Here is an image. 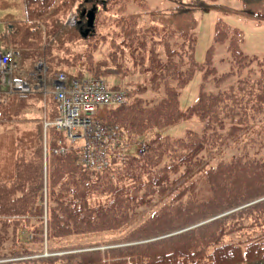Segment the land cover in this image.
<instances>
[{
	"label": "trees",
	"instance_id": "16d2710c",
	"mask_svg": "<svg viewBox=\"0 0 264 264\" xmlns=\"http://www.w3.org/2000/svg\"><path fill=\"white\" fill-rule=\"evenodd\" d=\"M28 1L29 14L35 10L31 9L37 5L34 2L41 7L39 13L49 4L48 0ZM76 1L80 0H74L70 6ZM108 1L82 0L77 8L96 7L99 12H105ZM170 1L175 4L173 9L151 12L152 18L147 17L154 23L142 19L141 15L123 17L130 26L124 38L117 36L120 54L125 56L123 49L131 51V59L135 64L141 62L146 78L141 88L137 86L136 93L141 95L135 96L127 106L112 111L110 121L136 138L155 133L149 139L148 152L100 173L80 166L77 156H48L45 167L42 129L23 135L17 142L20 145L14 147L21 153L22 161L0 180V226L4 227L0 230V249L9 244L14 250L0 255V264H264V200L249 205L264 198V161L249 157L247 146H258L252 138L245 140L244 156H236L207 172L142 226L128 231L123 239L105 245H113L111 248L75 251L54 250L50 246L61 238L120 230L136 216L135 206L150 204L178 181L174 174L180 168L183 177L190 175L199 165L200 155L223 147L264 120V58L251 59L244 55L243 33L219 21L214 44H228L232 72L217 77L213 63L215 46L208 50L204 64L196 62L194 18L197 12L221 9L262 22L264 0H244L242 10L220 7L207 0ZM31 22L34 23H18L21 27L29 26L23 34L17 36L15 29L11 32L12 45L24 53V42L20 43L19 39L33 40L36 19ZM65 32L66 29L62 33ZM112 61L117 62V53ZM121 67L122 64L116 63L102 73L120 74ZM198 72L205 81L212 79L216 83L217 92L207 90L204 82L198 102L184 109L183 92ZM195 117L205 122L203 134L190 132L178 140L161 134L169 126ZM225 131L226 137L222 134ZM50 135L52 143L59 137L54 130ZM29 137L33 143L28 145ZM30 152L31 157L26 160ZM165 158L171 165L162 170L160 164ZM45 187L49 191L47 226L42 220V210L38 209ZM237 208L240 209L176 236L145 242ZM25 233L31 236L28 244L23 238ZM45 237L50 246L49 256L44 255Z\"/></svg>",
	"mask_w": 264,
	"mask_h": 264
},
{
	"label": "rangeland",
	"instance_id": "374dc122",
	"mask_svg": "<svg viewBox=\"0 0 264 264\" xmlns=\"http://www.w3.org/2000/svg\"><path fill=\"white\" fill-rule=\"evenodd\" d=\"M7 5H12V7L2 8L0 6V34L4 33V23L2 19L8 16H17L20 9L13 5L15 0H3ZM74 0H48L47 8L44 12L39 13L40 6L39 3L36 6H31L33 12H38L35 16H30L31 20L36 19L35 30L33 34V40H25L21 38L19 42H24L22 47L25 49V61L26 66L29 69L32 68L33 63L36 61L45 62L51 70L52 77L54 73L58 70L65 71L68 75L81 76L85 74H91V70L97 73H102L104 69L112 67L114 64H122L121 74L126 75V78L131 80L132 84L142 83L146 75L143 74L144 67L141 62L135 64L134 59H131V51H126L123 49L125 56L120 54L121 48L117 45V36L124 38V32L127 27L130 26L129 22L125 20L128 18V14L142 15L145 11L154 10H164L172 9L175 4L170 0H144L146 7L139 4L124 3L120 0H110L108 1L107 11H101L98 13L96 19V33L89 39H82L76 25L75 17L79 16L80 1L74 2L73 6H70ZM210 3L218 5L220 7H226L234 10H241L244 8V0H207ZM21 2V1H20ZM124 4V5H122ZM129 5V6H128ZM102 10V8H100ZM37 16V17H36ZM125 17V18H123ZM197 23L196 29V50L195 59L198 64H204L206 62L207 51L210 47L214 45V35L217 23L221 20L228 24L230 27L238 29L243 33L244 40L242 49L245 54L249 56L262 57L264 56V22L257 23L254 19L246 18L244 16L226 13L225 10H212L210 12H197L194 15ZM27 23L26 21H23ZM19 20L12 19L8 22V25H13L15 29L14 32L17 36L23 34L29 26H19ZM34 22H31L33 24ZM133 23V21L131 22ZM28 24V23H27ZM29 25V24H28ZM66 29L65 33L64 30ZM12 32V31H11ZM12 33H10V36ZM28 35V34H27ZM11 38V37H9ZM36 39V41H35ZM54 40L58 43L55 44ZM11 44H13L12 39H9ZM18 46V45H17ZM117 53V62L112 61ZM23 62V61H22ZM37 63V62H36ZM104 63V64H102ZM140 65V66H139ZM214 65L218 69V73H224L230 70L231 63L229 60V53L227 51L226 45H219L216 48L214 55ZM39 70L42 71L44 66L39 64ZM100 68V69H99ZM33 69V68H32ZM38 70V69H36ZM31 71L26 73L30 74ZM198 72L195 78L194 92L193 95H197L200 86L205 82L207 90H217L215 89L214 81H205L202 73ZM99 75V74H97ZM100 76L106 77L103 74ZM144 78V79H143ZM130 83H127L129 85ZM112 86V85H110ZM193 88L191 87L189 91ZM186 97V96H185ZM183 97V99L185 98ZM16 103L13 101L9 102L7 105L0 106V112L2 116L0 118V180L6 178L11 174L13 166L18 162L22 161L20 154L15 151L14 147H17L19 140L23 135L33 134L36 129H42L43 119L48 115H52L55 109L53 99L48 97L45 102L44 99L39 97H31L25 103H19L16 107ZM185 105V102L182 103ZM106 118L109 117L108 114L105 115ZM184 122L178 125L176 132L171 133L174 136H183L188 130L201 129L203 128V122L201 124L197 121ZM262 128V127H260ZM260 128H256L252 137H257ZM252 131V132H253ZM225 137L228 132L222 133ZM243 138L238 135L231 142L225 143V145L218 149L217 147L213 150H209L204 154L200 155V166L198 170L206 169L210 170L221 166L229 162L233 155L241 153L242 150H238V142L243 143ZM29 144L33 143V138L29 137ZM43 145H45V139H43ZM241 148V147H240ZM242 149V148H241ZM251 157L257 161H264V149L259 146L255 150L248 151ZM31 152L25 156L28 160L31 157ZM252 159V160H253ZM197 174L196 177H200ZM195 178V179H197ZM195 179L191 180L195 181ZM186 180L178 182L175 185V191H183L185 188ZM177 196L173 194L172 197ZM105 200V198H104ZM157 207L160 206L158 203ZM154 209V208H152ZM158 209V208H157ZM153 211L139 210L138 214L143 213L149 215V213H154ZM146 215V216H147ZM146 216H138L133 222H127V226H123L120 230L104 231L102 233H94L83 236H72L67 238H61L59 240L53 241L50 245L52 249L58 250L61 248L76 249L75 251L101 247L107 244H113L119 239H123L128 231L138 228L140 223ZM120 223L123 224V220L118 217ZM0 226V230L3 229ZM2 232V231H0ZM23 238L26 244L30 243V236L25 233ZM4 249H0V255L14 252L13 249L9 248L11 245L5 244ZM48 244V247L50 249ZM45 247L46 244H45ZM83 248V249H82ZM45 249V248H44ZM74 252V251H71Z\"/></svg>",
	"mask_w": 264,
	"mask_h": 264
},
{
	"label": "built area",
	"instance_id": "2783aa9c",
	"mask_svg": "<svg viewBox=\"0 0 264 264\" xmlns=\"http://www.w3.org/2000/svg\"><path fill=\"white\" fill-rule=\"evenodd\" d=\"M19 87L21 88V90H23V91H25L26 89H25V87H24V89L19 85ZM88 95H89V97L88 96H81L80 98H79V101L81 100V102H84V100L86 99V98H91L92 100H98V101H101V99H102V96H100V95H98V94H96V92H95V90H93V89H89L88 88ZM64 122H65V126H67V125H69L70 123H71V121H70V114H69V118L68 119H65L64 120Z\"/></svg>",
	"mask_w": 264,
	"mask_h": 264
},
{
	"label": "water",
	"instance_id": "95a60500",
	"mask_svg": "<svg viewBox=\"0 0 264 264\" xmlns=\"http://www.w3.org/2000/svg\"><path fill=\"white\" fill-rule=\"evenodd\" d=\"M88 16H89V26L92 27L95 19V12L91 11Z\"/></svg>",
	"mask_w": 264,
	"mask_h": 264
}]
</instances>
